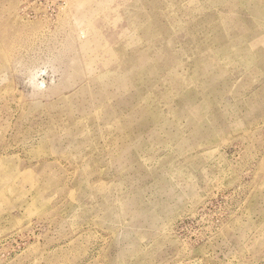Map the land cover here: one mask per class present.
Returning <instances> with one entry per match:
<instances>
[{"label": "rangeland", "instance_id": "rangeland-1", "mask_svg": "<svg viewBox=\"0 0 264 264\" xmlns=\"http://www.w3.org/2000/svg\"><path fill=\"white\" fill-rule=\"evenodd\" d=\"M0 264H264V0H0Z\"/></svg>", "mask_w": 264, "mask_h": 264}]
</instances>
